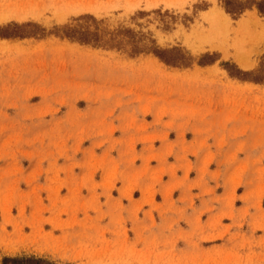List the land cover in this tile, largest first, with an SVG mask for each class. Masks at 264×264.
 <instances>
[{
    "label": "rangeland",
    "instance_id": "1",
    "mask_svg": "<svg viewBox=\"0 0 264 264\" xmlns=\"http://www.w3.org/2000/svg\"><path fill=\"white\" fill-rule=\"evenodd\" d=\"M260 2L0 0V264H264Z\"/></svg>",
    "mask_w": 264,
    "mask_h": 264
},
{
    "label": "trees",
    "instance_id": "2",
    "mask_svg": "<svg viewBox=\"0 0 264 264\" xmlns=\"http://www.w3.org/2000/svg\"><path fill=\"white\" fill-rule=\"evenodd\" d=\"M263 8H264V0H261V2L258 4V10L260 13L264 12ZM226 11L229 13H233L232 8L231 9L226 8ZM66 36L69 38H73L69 34H66ZM77 41L82 43H90V40L88 38H78ZM156 56L158 58H161L159 54H156ZM2 264H56V263L37 257H5L2 260Z\"/></svg>",
    "mask_w": 264,
    "mask_h": 264
},
{
    "label": "bare ground",
    "instance_id": "3",
    "mask_svg": "<svg viewBox=\"0 0 264 264\" xmlns=\"http://www.w3.org/2000/svg\"><path fill=\"white\" fill-rule=\"evenodd\" d=\"M213 9V8H212ZM211 9V10H212ZM210 10V11H211ZM217 10V9H216ZM215 11V10H214ZM221 11V10H220ZM220 11H216L215 13H212V15H213V18H214V22L216 23L215 25H220V26H223V27H225V28H228L229 27V29H230V26H229V23H228V21L226 20V17L224 16V14H223V12L221 13ZM11 12V11H10ZM15 12V11H14ZM4 13V12H3ZM19 14V13H18ZM10 15V14H9ZM22 15V14H21ZM24 15V14H23ZM28 15V14H27ZM11 16H12V14H11ZM16 16V15H15ZM26 16V15H25ZM31 16H33V15H31ZM10 17V16H9ZM246 17V16H245ZM254 17V16H253ZM210 18H212V16L210 17ZM205 20V19H204ZM210 20V19H209ZM2 21V20H1ZM4 21V20H3ZM211 21V20H210ZM259 21V20H258ZM256 19H254V18H252V16H248L247 15V17L246 18H243V19H241L240 21H238V24H237V26L239 27V29H243L245 26H248V25H253V26H256V28H258L259 27V29H260V31L261 32H264V25H261L259 22H258ZM207 22V21H206ZM209 22V21H208ZM212 22V21H211ZM210 23V22H209ZM213 23V22H212ZM211 23V24H212ZM211 26V25H210ZM211 28H212V26H211ZM214 28V27H213ZM216 28V30H217V28L218 27H215ZM214 28V29H215ZM219 29V28H218ZM224 29V28H223ZM227 30V29H226ZM235 30V29H234ZM255 30V29H254ZM220 31V30H219ZM218 30H217V32H219ZM221 32H223L222 31V29H221V31H220V33ZM235 33V32H234ZM238 34V33H237ZM258 34V33H257ZM264 34V33H263ZM260 37H262V36H260ZM212 46V45H211ZM242 56H244V55H242ZM236 57H238V55L236 56ZM240 59V58H239ZM243 61V60H242ZM245 63V62H244ZM250 63V62H249ZM241 64L242 65H244L242 62H241Z\"/></svg>",
    "mask_w": 264,
    "mask_h": 264
}]
</instances>
